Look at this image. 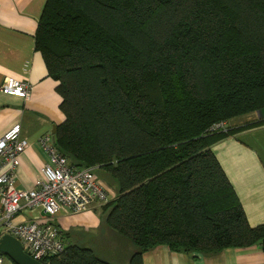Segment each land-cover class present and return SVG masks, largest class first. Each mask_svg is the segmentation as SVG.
<instances>
[{
  "label": "trees",
  "instance_id": "1",
  "mask_svg": "<svg viewBox=\"0 0 264 264\" xmlns=\"http://www.w3.org/2000/svg\"><path fill=\"white\" fill-rule=\"evenodd\" d=\"M34 40L61 97L55 147L114 186L102 219L127 264L157 246L264 252L211 149L237 131L216 125L264 115V0H46ZM60 236L44 264H113Z\"/></svg>",
  "mask_w": 264,
  "mask_h": 264
},
{
  "label": "crops",
  "instance_id": "2",
  "mask_svg": "<svg viewBox=\"0 0 264 264\" xmlns=\"http://www.w3.org/2000/svg\"><path fill=\"white\" fill-rule=\"evenodd\" d=\"M46 0H0V84L5 77L26 79L31 85L28 99L0 91V137L14 124L29 146L19 155L16 185L37 186L39 169L49 162L43 138L52 126L63 122L56 80L47 74L41 53L35 49L34 34ZM264 119L254 111L230 118L223 129H237L211 149L230 182L246 219L254 227L264 223ZM106 184L110 183L101 178ZM114 189V186H111ZM36 213L18 214L15 221H27ZM66 239L88 245L113 264H127L132 246L103 223L101 204L93 203L82 212L61 211L47 220ZM142 264H264L260 245L228 247L214 255L175 252L157 246L142 255Z\"/></svg>",
  "mask_w": 264,
  "mask_h": 264
},
{
  "label": "built area",
  "instance_id": "3",
  "mask_svg": "<svg viewBox=\"0 0 264 264\" xmlns=\"http://www.w3.org/2000/svg\"><path fill=\"white\" fill-rule=\"evenodd\" d=\"M0 91L28 99L31 85L26 79L5 77ZM215 128L223 129V124ZM49 162L39 169L37 186L32 189L16 185L15 170L19 155L29 146L21 136V125L14 124L0 137V236L18 239L23 250L41 261L59 254L64 241L59 229L47 220L63 210L82 212L93 203L101 205L116 196L115 190L99 178L91 167H75L55 147L52 133L43 138ZM36 214L27 221H15L18 214ZM0 264H13L0 254Z\"/></svg>",
  "mask_w": 264,
  "mask_h": 264
},
{
  "label": "water",
  "instance_id": "4",
  "mask_svg": "<svg viewBox=\"0 0 264 264\" xmlns=\"http://www.w3.org/2000/svg\"><path fill=\"white\" fill-rule=\"evenodd\" d=\"M55 130L56 125L54 124L51 133L54 134ZM0 254L7 257L13 264H44L27 254L20 241L9 234L0 236Z\"/></svg>",
  "mask_w": 264,
  "mask_h": 264
},
{
  "label": "rangeland",
  "instance_id": "5",
  "mask_svg": "<svg viewBox=\"0 0 264 264\" xmlns=\"http://www.w3.org/2000/svg\"><path fill=\"white\" fill-rule=\"evenodd\" d=\"M253 112H254V111H253ZM223 123H224V122H223ZM223 123H222V124H223ZM107 185H108V184H107ZM110 187H111V186H110Z\"/></svg>",
  "mask_w": 264,
  "mask_h": 264
}]
</instances>
